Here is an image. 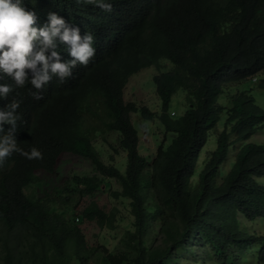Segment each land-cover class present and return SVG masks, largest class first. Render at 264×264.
<instances>
[{"label":"trees","instance_id":"16d2710c","mask_svg":"<svg viewBox=\"0 0 264 264\" xmlns=\"http://www.w3.org/2000/svg\"><path fill=\"white\" fill-rule=\"evenodd\" d=\"M161 59L174 65L153 77L161 112L125 102L130 77ZM262 71L264 0H149L139 16L115 27L111 43L87 66L62 83L52 80L39 99L30 85L0 99L5 107L20 102L18 146L42 153L28 159L13 152L0 163V264H67L69 258L87 264L95 256L98 264H181L184 258L235 264L250 252L264 263V234L249 228L264 220V143L251 140L264 129V108L247 91L219 102L225 87L257 81ZM179 88L189 106L177 117L169 104ZM137 111L164 129L152 162L139 152L131 121ZM223 113L216 147L200 163ZM104 130L120 134L124 171L106 163L95 144ZM64 152L89 160L97 172L73 178L81 197H93L105 178L118 181L121 189L111 195L129 199L134 217L124 249L90 247L75 218L25 192L39 173L58 174ZM114 217L91 201L77 219L113 227Z\"/></svg>","mask_w":264,"mask_h":264},{"label":"clouds","instance_id":"9594fccd","mask_svg":"<svg viewBox=\"0 0 264 264\" xmlns=\"http://www.w3.org/2000/svg\"><path fill=\"white\" fill-rule=\"evenodd\" d=\"M148 1L0 0V99L26 85L39 99L52 80L62 83L87 66L111 43L115 27L139 16ZM19 107L15 99L6 107L0 101V163L13 152L28 159L42 156L35 147L18 146Z\"/></svg>","mask_w":264,"mask_h":264},{"label":"rangeland","instance_id":"374dc122","mask_svg":"<svg viewBox=\"0 0 264 264\" xmlns=\"http://www.w3.org/2000/svg\"><path fill=\"white\" fill-rule=\"evenodd\" d=\"M174 65L166 59H161L158 64L142 68L139 72L132 75L128 84L124 90L125 102H134L139 106L145 105L152 112L160 113L162 110V104L160 97L156 92L153 77L159 72H165L172 70ZM257 81L253 79L246 80L239 85L227 86L224 88V92L219 97V102L226 104L227 95L247 91L255 98L256 104L264 108V86H260L261 80L264 79V71L259 73ZM187 93L184 88H179L173 95L169 104V109L176 113L179 117L188 110ZM226 114L221 115L220 121L216 130L211 132L210 141L206 148L203 149L200 157V163L206 157L208 151H212L216 147L215 138L224 127ZM131 121L139 134V152L147 159L148 162H152L154 154L162 142L164 137V129L157 119L148 120L145 119L140 111L131 113ZM251 140L258 143H264V129L260 130ZM95 144L103 154V158L106 163L120 165L122 171L126 165V152L119 147L120 134L116 131L104 130L99 133L95 138ZM232 153L230 155L229 168L233 161ZM202 167V164L200 168ZM95 167L92 163L79 157L77 155L64 152L60 155L58 174L47 177L39 173L34 183L29 185L25 192L29 196L41 197L42 202L53 208L58 212L64 211V215L68 218H75L83 229L86 237V241L90 247L105 246L109 251L117 252L124 249V239L126 231L132 228V222L134 220L131 214V207L129 205V199H116L111 195V191L120 190L121 186L115 179L105 178L103 179L105 184L99 188L93 197H81L78 190V186L75 184L73 178L77 176H87L96 174ZM101 177V175L99 174ZM50 182V181H53ZM264 183V177L260 178ZM48 185L47 188L44 186ZM41 188V191L39 190ZM44 190V191H43ZM41 192V194H40ZM91 201L97 202L101 208L105 209L108 213H115L114 226L109 227L105 225L100 227L96 222L78 221V213L83 211L84 207ZM251 231H255L258 234H264V220H257L250 224ZM87 264H98L97 256L89 259ZM214 264L210 261L202 260L200 263L191 259L189 262L184 258L181 264ZM67 264H80L79 260L75 258H69ZM235 264H264L256 261L252 252L247 254V259H243L241 256Z\"/></svg>","mask_w":264,"mask_h":264}]
</instances>
